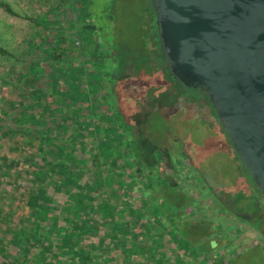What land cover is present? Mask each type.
Wrapping results in <instances>:
<instances>
[{
    "label": "trees",
    "instance_id": "obj_1",
    "mask_svg": "<svg viewBox=\"0 0 264 264\" xmlns=\"http://www.w3.org/2000/svg\"><path fill=\"white\" fill-rule=\"evenodd\" d=\"M87 6L80 9L84 17ZM0 9L32 20L8 0H0ZM56 35L51 59L22 63L31 76L19 74L24 87L18 97H0V264H151L150 246L160 234L154 225L176 230L174 213L160 212L161 189L150 182L156 172H145L130 152L117 151L125 140L121 122L131 124L120 98L107 101L100 75L90 85L74 63L78 50L65 51ZM99 45L91 49L99 53L96 64L104 58ZM158 49L165 78L185 87L170 73L160 38ZM0 55L20 62L2 45ZM97 92L100 98L91 99ZM163 173L167 181L173 176L168 168ZM15 191L24 204L13 199ZM157 245L160 254L154 256L163 260L158 248L171 243Z\"/></svg>",
    "mask_w": 264,
    "mask_h": 264
},
{
    "label": "rangeland",
    "instance_id": "obj_2",
    "mask_svg": "<svg viewBox=\"0 0 264 264\" xmlns=\"http://www.w3.org/2000/svg\"><path fill=\"white\" fill-rule=\"evenodd\" d=\"M8 1L16 10L21 13L25 12L32 20L13 17L0 9V45L12 52L20 61L18 63L13 57L0 55V97L6 96V94L13 99L18 97L19 91L24 87L19 74L25 72L30 75V70H27L28 67L23 66L22 63L25 62L27 65L29 61L44 62L48 57L51 59L52 45L50 42L54 41L52 37L57 34L56 36L61 37L59 41L65 43V51L67 49L78 50L79 58L73 57L74 63L81 75L89 76L90 85L91 83L93 85L94 80L100 75V79L105 84L104 91L108 96L107 101L112 103L114 100L116 101V97L120 98L117 102L120 104L121 110L126 112L124 119L133 125L121 122L125 140L122 141L117 151L130 152L133 159L140 163L145 172L157 173V176L156 173L153 175L150 182L155 189H161L159 194L162 197L158 200L161 214L165 215L167 212L170 215L179 214L185 219L188 209L194 205V211L190 212V216H194L195 223L200 220L204 221V219H210V221L214 219L212 222L218 224L216 213H213L214 210L210 212L207 207L212 204L211 206L218 211L229 209L231 205H225L221 198L215 195V192L221 193V190H228L229 186H236L237 170L229 158L218 148L214 131L209 125L198 127V133H204L205 137L208 136L209 144L208 148L197 150L193 146L196 143L194 135L196 126L190 122L188 114L183 111L172 114L173 108L170 107V103L174 104L175 98H186L184 101L186 103L187 100L200 97L201 94L195 89L182 87L173 82L174 90L167 95L163 92L167 89H163L159 85V80L155 81L153 78L159 77L161 73L160 60L157 55V50L160 52L158 49L159 31L156 25L154 1ZM85 4H88L87 17H84L80 10ZM85 24H93L95 28L86 30L83 28ZM50 36L51 38H48ZM97 43L100 44L99 51L104 57L99 64L95 63L97 61L95 56L99 53L91 52ZM116 68L118 70L121 68L119 75ZM169 80H171L170 77ZM164 83L167 85V82ZM115 85L117 91L120 92L119 96L114 92ZM165 94L168 99L160 102L159 97L161 98ZM90 97L93 100H98L100 92H97L96 96L90 95ZM177 101L180 102V100ZM114 111L113 109V113ZM214 115L216 116L215 112ZM167 144L171 152L162 149L163 145ZM201 145H203L202 142ZM167 153L171 156H168ZM131 155L129 156L131 157ZM167 168L173 175L168 181L163 173ZM243 172L246 173L245 170ZM166 184L168 187H163ZM173 186H178L181 189L179 191L184 195H180L181 197L174 195L176 188ZM198 188H201L202 194ZM13 195V199L19 201L21 205L25 203L24 198L19 196L17 191L13 192ZM241 203L246 209L252 207L249 200H242ZM148 219L151 220V218ZM255 225L264 227L261 219H257ZM155 226L161 233L162 226H158L156 223ZM182 230L178 235L173 233L175 230L166 231V237L163 233L162 237L158 234L155 242L150 246L153 257L151 264H164L168 257L167 264L177 263L170 253L171 246L164 247V249L158 248L161 253L165 252L166 254L163 260L155 257L154 252H158L157 242L159 241L164 243L168 240L175 245L179 243L190 246V242L198 239L197 229L182 228ZM221 231L224 232L223 229ZM189 233L196 234L197 237L190 235L188 239ZM203 243L201 239H198L193 244V254L195 257L197 256L196 258H199L201 249L205 248V246L197 245ZM9 249L16 250L17 247L10 245ZM141 251L146 253L148 248L142 246ZM257 258L260 260L258 264H264V249L259 250ZM253 259L254 257H251L249 260L251 264L257 263ZM143 264L149 263L144 259ZM191 264H196V262L192 261Z\"/></svg>",
    "mask_w": 264,
    "mask_h": 264
},
{
    "label": "water",
    "instance_id": "obj_3",
    "mask_svg": "<svg viewBox=\"0 0 264 264\" xmlns=\"http://www.w3.org/2000/svg\"><path fill=\"white\" fill-rule=\"evenodd\" d=\"M172 76L208 98L264 199V0H153Z\"/></svg>",
    "mask_w": 264,
    "mask_h": 264
},
{
    "label": "crops",
    "instance_id": "obj_4",
    "mask_svg": "<svg viewBox=\"0 0 264 264\" xmlns=\"http://www.w3.org/2000/svg\"><path fill=\"white\" fill-rule=\"evenodd\" d=\"M160 72L161 73L159 77H152L155 78V81L159 80V85H161L163 89H167L163 92L169 95L168 93L174 90L173 81L165 78L166 76L164 75V71L162 69H160ZM164 82H167V85ZM166 94L161 98L159 97L160 102L164 101V99H168ZM177 100H180V102ZM185 100L186 98H175L173 100L174 104L170 103V107L173 108V115L176 112L181 113V111H183L185 114H188L190 122L196 126L194 130L196 143L193 146L197 150L201 148H208V136L205 137L204 133H198L197 130L198 127L200 128V126L209 125V127L214 131V137H216L218 148L229 158V160L234 165L233 167L237 170L236 176L238 179L236 186H229L227 187L228 190H221V193L218 191L215 192V195L221 198L225 205H231L229 206V209L226 208L225 210L218 211L214 209L213 206H211L212 204H209L207 207V210L210 212H213L214 210L213 213H216L218 224L212 222L214 219H211V221L210 219H204V221L200 220L198 223H195V220L193 219L194 216H190V212L194 211V205L188 209L185 219L184 217H180L179 214L173 215V219L177 222V229L173 233L178 235L180 231H183L182 227L187 228L188 230H190V228L192 230L197 229L198 239H201L204 242L203 244H198L197 246L200 247L202 245L205 246L206 249L202 248L199 258H196L197 256L195 257L193 254L194 251L192 247L194 246L193 244L195 241L198 239L190 242V246H187L186 244L184 246V244L179 243L175 245L169 241L171 243L170 253L173 256L172 258L177 262L176 264H189V262L191 264L192 261H195L196 264H251V261L249 260L251 257H254L253 260L257 263L253 264H258L260 260H258L257 254L260 249H264V227L256 226L255 221L257 219H261L264 226V199L250 177H248L249 175L247 176L248 173L246 172V174L243 172L245 168L237 159L231 144L229 143L225 133L221 128V125L219 124L213 110L211 109L210 104L202 96L187 100V102L184 103ZM201 142L203 145H201ZM162 149L171 152L168 144L166 146L163 145ZM167 155L171 156L169 153H167ZM205 185L207 186V183ZM173 187L176 188L174 195H177L178 197L184 195V193L179 191L181 189L178 186ZM194 188L195 186L193 189ZM198 189L201 193V188ZM208 200L210 201V199ZM242 200H249L252 207L246 209L244 205H241ZM225 205L224 207H226ZM208 223L210 224L208 225ZM232 224L234 225L233 228ZM161 229L160 237H162L163 234H165L166 237L167 234L166 231H164V227L162 226ZM222 229L224 232L221 231ZM190 235L197 237L196 234L189 233L188 239Z\"/></svg>",
    "mask_w": 264,
    "mask_h": 264
}]
</instances>
